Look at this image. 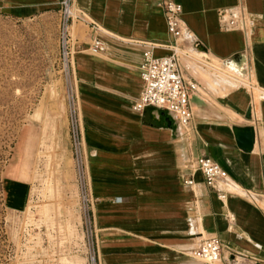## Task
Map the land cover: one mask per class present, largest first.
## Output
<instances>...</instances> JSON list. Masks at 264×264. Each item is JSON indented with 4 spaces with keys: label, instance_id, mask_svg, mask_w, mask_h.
Returning <instances> with one entry per match:
<instances>
[{
    "label": "crops",
    "instance_id": "1",
    "mask_svg": "<svg viewBox=\"0 0 264 264\" xmlns=\"http://www.w3.org/2000/svg\"><path fill=\"white\" fill-rule=\"evenodd\" d=\"M73 1L85 19L73 27L74 63L100 264H206L192 252L212 237L222 243L218 264H264V0ZM166 1L183 9L180 71L197 84L189 126L132 109L145 45L170 54ZM57 2L0 0V14L35 18ZM232 9L244 13L246 30L221 28L220 13ZM89 22L101 28L104 53L89 51ZM240 128L254 129L251 150L238 146ZM199 157L228 179L208 187Z\"/></svg>",
    "mask_w": 264,
    "mask_h": 264
},
{
    "label": "rangeland",
    "instance_id": "2",
    "mask_svg": "<svg viewBox=\"0 0 264 264\" xmlns=\"http://www.w3.org/2000/svg\"><path fill=\"white\" fill-rule=\"evenodd\" d=\"M67 1L0 14V264H94L77 65L61 59Z\"/></svg>",
    "mask_w": 264,
    "mask_h": 264
},
{
    "label": "built area",
    "instance_id": "3",
    "mask_svg": "<svg viewBox=\"0 0 264 264\" xmlns=\"http://www.w3.org/2000/svg\"><path fill=\"white\" fill-rule=\"evenodd\" d=\"M61 33V59L67 69L74 67L77 53V39L73 34V27L77 22H84V15L74 6L73 0H68L64 5ZM167 31L170 42L167 48L170 54L163 57L154 55L159 45L149 43L145 45L143 62L141 65L142 91L134 102L132 109L137 113H144L148 109L169 113L183 125L189 126L193 119L191 96L197 91V84L183 77L180 71L181 47L183 37L181 5L166 1L163 3ZM221 28L225 31L246 30L249 26L245 15L239 10H225L220 13ZM92 34L95 35L90 45V50L96 54L105 52L103 41L97 36L101 28L94 22L88 23ZM196 171L200 172L206 185L216 188L219 182L228 179V173L214 160L208 157H199L196 160ZM189 185L193 181L188 182ZM225 197L224 194L221 195ZM194 258L206 264H218L222 259V243L218 237L204 240L192 252ZM94 264H100L95 255Z\"/></svg>",
    "mask_w": 264,
    "mask_h": 264
},
{
    "label": "water",
    "instance_id": "4",
    "mask_svg": "<svg viewBox=\"0 0 264 264\" xmlns=\"http://www.w3.org/2000/svg\"><path fill=\"white\" fill-rule=\"evenodd\" d=\"M236 141L245 151L251 150L255 141V132L252 128H240L236 132Z\"/></svg>",
    "mask_w": 264,
    "mask_h": 264
},
{
    "label": "bare ground",
    "instance_id": "5",
    "mask_svg": "<svg viewBox=\"0 0 264 264\" xmlns=\"http://www.w3.org/2000/svg\"><path fill=\"white\" fill-rule=\"evenodd\" d=\"M89 51L91 52V53H93V54H96V53H94V52H92L90 49H89ZM96 55H98V54H96ZM149 111V110H148ZM148 111H146V113L145 114H147V112ZM151 112V111H150ZM149 114V113H148ZM152 115V114H151ZM162 115H164L165 117H168V115L167 114H165V113H162ZM150 117V116H149ZM158 117V116H157ZM160 117V116H159ZM152 120V119H151Z\"/></svg>",
    "mask_w": 264,
    "mask_h": 264
}]
</instances>
